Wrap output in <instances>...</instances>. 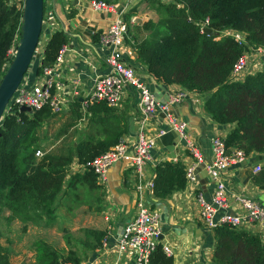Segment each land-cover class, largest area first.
Segmentation results:
<instances>
[{
	"label": "trees",
	"instance_id": "16d2710c",
	"mask_svg": "<svg viewBox=\"0 0 264 264\" xmlns=\"http://www.w3.org/2000/svg\"><path fill=\"white\" fill-rule=\"evenodd\" d=\"M157 3L161 17L144 22L142 29L146 35L133 42L137 59L155 80L208 94L205 111L220 124L236 123L224 138L228 148L240 149L246 156L264 154V70L238 80L230 76L233 63L248 45L264 46V0ZM20 18L21 11L15 5L0 0V81L7 68L6 52L13 38L20 35ZM205 18L214 31L232 28L243 32L247 44H239L230 36L217 39L201 31L199 23ZM68 41L69 36L61 29L52 32L31 69L30 80L42 75L43 68L54 64L61 46ZM79 107L80 101L71 104V110L78 111ZM11 109L0 119V213L8 211L10 217L25 224L32 223L35 216L30 214L31 210L37 215H41L40 211L51 215L55 200L78 187L98 190L91 170L67 175L73 161L83 164L119 142L126 129L110 119L108 114L114 107L105 102L89 105L88 110L97 114L87 118L84 137L57 151L43 147L41 157L35 156V150L41 147L40 129L57 112L49 103L30 112L19 111L14 105ZM76 117L82 118V114L76 113ZM71 125L72 122H68L66 126ZM251 179L264 190V165L252 173ZM185 186V166L180 160H166L155 166L151 188L154 198L163 200ZM97 202H100L99 197ZM100 207L98 204L96 209ZM83 233L79 243L94 250L105 231L83 228ZM213 237V264H264V238L250 229L220 225L213 230ZM37 249L40 253L31 264L65 261L80 264L81 258L72 250L60 259L56 250L46 243H40ZM172 262L173 258L166 256L160 245L150 259L151 264ZM0 264H11L8 253L1 248Z\"/></svg>",
	"mask_w": 264,
	"mask_h": 264
},
{
	"label": "crops",
	"instance_id": "0c3cea01",
	"mask_svg": "<svg viewBox=\"0 0 264 264\" xmlns=\"http://www.w3.org/2000/svg\"><path fill=\"white\" fill-rule=\"evenodd\" d=\"M157 1L159 0L115 1L117 7L123 8L122 12L126 20H129L132 16L135 17L134 23H128L123 47L124 57L135 68L136 72L146 80L156 100L164 102L170 94L176 91L183 90L186 92L185 99L172 105V112L186 123V131L190 138L199 147L204 159L210 160L212 158V138L215 136L225 138L236 126V123L220 124L205 111L204 102L208 98V94L189 91L176 83L165 84L162 81L155 80L147 73L144 64L137 59L134 50L133 42L146 35L142 29V24L148 20L156 21L162 15L158 9ZM88 2L89 0H78L79 4L76 6L70 0H55L54 3L53 0H46L45 2L46 9L51 11L54 9L57 16L64 21L68 32L79 35V37L69 36L68 49L60 64L53 69V80L56 82L54 96L61 101L58 112L62 111L67 120L72 122L70 128L73 129L74 142L84 137L87 118L90 116L96 117L97 114L88 110V107H82V101L84 95L92 87L93 78L108 71L106 65L108 48L100 43V36L114 17L109 12L92 10ZM72 10H75V13L70 16ZM57 16L53 15L50 22L43 25L41 34L42 49L52 32L61 29ZM95 35L97 36L96 39ZM262 68L264 69V66ZM31 73L32 70L27 74L29 83L30 81L34 82L36 79L30 80ZM76 100L80 101L78 111L71 110V104ZM76 113H81L82 118H77ZM108 115L110 119L118 121L125 127L126 131L121 138L131 149L135 143L138 120L141 116L138 108L137 92L126 86L123 89L119 104ZM163 127L162 114L159 118H152L146 122V128L152 134ZM68 132H64L61 136H66ZM174 151L175 157L170 158L164 147L157 144L152 148L151 159L144 166L146 181L153 179L154 168L159 162L180 160L184 166L192 162L193 159L187 150L175 147ZM255 155L257 153L246 156L243 162L231 165L223 174L229 199L228 212H240L242 210L233 199V196L236 195L253 199L264 207V190L251 179L254 167L264 165V160H256ZM77 164L79 163L76 161L71 163L72 169L67 177L75 171L76 167L74 168V166H77ZM106 174V187L101 188L99 186L98 188L101 195L99 202L101 207L100 209L94 208L95 211L101 210L103 212L102 227L95 228L104 230L105 234L101 238L100 245L94 250L84 248L81 245L86 255L80 260V264H132L128 256L125 254L118 255L114 248L115 237L121 227L133 217L135 211L137 193L132 183L131 170L124 162H116L107 169ZM201 177L203 179V176ZM204 183L202 185L198 180L196 183L186 181L184 189L173 192L163 200L154 198L151 192L148 189L146 190L148 203L160 212L162 230L160 239L161 243H168L172 247L173 264H213L211 260L214 251L213 230L205 227L195 200L199 191L207 199H210L214 182L208 175ZM3 215L10 224L8 231L13 232L16 223L21 224L20 231L23 235L30 231L32 227L30 224L32 223L25 224L15 217H10L8 211L0 213V216ZM248 229L264 238L263 226L255 225L254 227H248ZM105 236L106 243L103 244L102 240ZM0 247L11 256L8 245L2 246L0 244ZM9 260L11 263V257H9Z\"/></svg>",
	"mask_w": 264,
	"mask_h": 264
},
{
	"label": "built area",
	"instance_id": "2783aa9c",
	"mask_svg": "<svg viewBox=\"0 0 264 264\" xmlns=\"http://www.w3.org/2000/svg\"><path fill=\"white\" fill-rule=\"evenodd\" d=\"M13 4L22 12L24 0H4ZM129 2L130 0H125ZM161 3L175 2V0H159ZM89 7L94 11L109 12L114 15L106 29L100 36V43L107 46L108 52L106 65L108 71L98 74L93 78L91 89L84 95L82 107H88L93 103L105 102L108 106L116 107L122 97L123 89L127 86L133 88L138 94V108L140 119L135 136V143L128 148L121 138L118 143L102 152L83 164H77L75 171L91 170L96 176V183L101 188L106 187L107 169L116 162H124L131 170L132 183L137 193L135 211L133 217L121 227L115 237L114 248L118 255H126L132 264H151L150 259L153 252L160 245L163 253L173 258V249L168 243H161V217L158 209L151 206L146 198V190L151 192L152 180L144 178V166L151 159V150L157 145V137L172 130L176 133L174 147H181L187 150L192 157V162L185 166V178L188 183H196L195 167L203 164L209 177L213 180V188L210 199H207L201 191L196 194L195 200L199 209V215L204 225L209 230L217 226L227 225L232 228L264 227V207L253 199L243 195L233 196L240 212H228L229 199L223 179V174L228 167L243 162L246 159L245 153L236 148H228L224 138L215 136L212 138V158L205 160L199 147L190 138L186 131V123L176 117L172 112V105L177 104L186 97L183 90L176 91L169 95L164 102L156 100L148 83L127 62L124 57L123 47L127 34L128 23H134L135 17L126 20L123 8L117 7V2H106L104 0H89ZM53 11L45 9L42 18V28L46 22L53 18ZM209 20L205 18L199 23L201 31L209 27ZM216 38L230 36L239 44H247L243 32L232 28H225L216 31ZM18 36H15L8 48L7 62L15 54L18 45ZM68 49V43L63 44L57 54L52 66L43 68L42 75L34 82L28 80V71L9 101V108L16 106H28L31 109H38L49 103L55 112L60 110L61 101L54 96L56 82L53 80V69L58 66ZM8 64V63H7ZM264 46H250L241 53L232 66L231 79H242L245 75L263 69ZM260 67V68H258ZM264 70V69H263ZM53 89V93L51 90ZM163 115L164 127L150 133L146 128L149 119H157ZM43 151L35 150V156L41 157ZM260 166L254 167V172ZM72 169V166H70ZM106 243V236L102 240ZM61 264H73L65 261ZM173 264V262H172Z\"/></svg>",
	"mask_w": 264,
	"mask_h": 264
},
{
	"label": "rangeland",
	"instance_id": "374dc122",
	"mask_svg": "<svg viewBox=\"0 0 264 264\" xmlns=\"http://www.w3.org/2000/svg\"><path fill=\"white\" fill-rule=\"evenodd\" d=\"M45 2L46 0H44V4ZM41 51L42 39L40 36L37 52L41 53ZM36 59L32 60L28 72L33 68ZM68 122L65 114L60 111L41 127L39 135L42 151H44L43 147L47 150L57 151V149L73 145V129L66 126ZM67 131L69 132L66 136H61ZM100 196L99 190L80 186L74 192L56 199L51 215L42 213V211H40L41 215H37L31 210L30 214L35 216V222L30 224L32 227L25 235L20 231L21 224L17 223L14 225L13 232L8 231L10 224L5 215L0 216V244L10 247L11 264L34 262L36 255L40 253L37 249L40 243H46L50 248L55 249L60 259L67 256L71 250L83 259L86 252L79 243V239L84 236L83 228L102 227L103 212L94 210L99 204L97 198Z\"/></svg>",
	"mask_w": 264,
	"mask_h": 264
},
{
	"label": "water",
	"instance_id": "95a60500",
	"mask_svg": "<svg viewBox=\"0 0 264 264\" xmlns=\"http://www.w3.org/2000/svg\"><path fill=\"white\" fill-rule=\"evenodd\" d=\"M54 1L55 0H53V3ZM70 1H72L74 6L79 4L78 0ZM52 10L53 14L57 16L56 11L54 9ZM43 12L44 0H24L20 18L21 25L18 45L12 59L8 60V66L0 81V119L5 112L12 111V109L8 107L9 101L27 73L32 60L40 57V53L37 52V46L42 34ZM57 19L61 26V30L66 35L79 37L78 34L68 32L66 24L58 16ZM204 32L210 35L217 34V32L210 27H205ZM18 110L30 112L32 109L28 106H20ZM175 138L176 133L172 130H169L157 137V144L167 150L168 157L170 158L175 157ZM255 159L264 160V154L255 155ZM195 174L199 183L204 185V182L208 177V173L204 169V165L202 163L195 167ZM201 176H203V179Z\"/></svg>",
	"mask_w": 264,
	"mask_h": 264
}]
</instances>
